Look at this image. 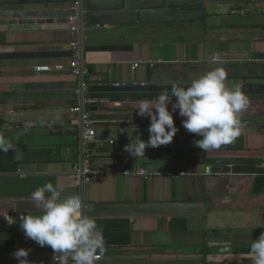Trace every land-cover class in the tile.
<instances>
[{"label": "crops", "instance_id": "obj_1", "mask_svg": "<svg viewBox=\"0 0 264 264\" xmlns=\"http://www.w3.org/2000/svg\"><path fill=\"white\" fill-rule=\"evenodd\" d=\"M21 1L0 0V19L38 25L0 30V137L12 145L0 151V264H20L13 255L19 249L29 251V264H53V250L26 239L20 228L21 215L40 214L31 194L49 182L64 188L62 197L81 196L85 214L103 230L97 264H253L254 240L210 238L264 232V176L233 175L228 166L206 163L264 158V0H204L198 22L87 25L82 41L69 27L74 0ZM48 18L65 21L51 28L38 23ZM75 59L88 75L72 72ZM216 67L250 100L233 144L210 152L195 147L202 137L184 129L177 109L171 144L147 148L137 160L124 151L136 137L150 138L151 117L138 114L139 101L155 102L165 91L171 98L174 82L187 88ZM84 99L99 101L98 144L89 147L82 116L73 111ZM175 103L172 97L169 112ZM84 156L107 175L78 185L73 168ZM138 168L150 176L124 173ZM188 203L199 205L195 215L129 210ZM98 204L104 207L96 210Z\"/></svg>", "mask_w": 264, "mask_h": 264}, {"label": "clouds", "instance_id": "obj_2", "mask_svg": "<svg viewBox=\"0 0 264 264\" xmlns=\"http://www.w3.org/2000/svg\"><path fill=\"white\" fill-rule=\"evenodd\" d=\"M216 63V61H213ZM228 74L224 67H216L190 82L187 88L174 82L171 98H177L172 112L168 105L171 98L162 92L155 102L139 101L138 114L151 117L147 143L136 137L125 146L124 151L132 157L142 158L147 148H159L173 142L178 129L173 113L178 109L186 118L183 127L191 134L202 137L193 141L203 152L219 150L229 146L241 135L244 127L241 113L250 104L248 96L239 83L228 85ZM155 110V111H154ZM11 143L0 137V151H8ZM64 188L49 182L31 194V201L40 214L21 215L20 228L26 239L40 247L53 250V264H96L105 252L103 230L97 222L83 213L80 196L62 197ZM20 264H29V251L19 249L14 254ZM253 264H264V232L250 246Z\"/></svg>", "mask_w": 264, "mask_h": 264}, {"label": "water", "instance_id": "obj_3", "mask_svg": "<svg viewBox=\"0 0 264 264\" xmlns=\"http://www.w3.org/2000/svg\"><path fill=\"white\" fill-rule=\"evenodd\" d=\"M204 19V0H79V22L71 23L70 29L78 28L80 40L87 25L104 26L135 23H178L198 22ZM58 21V22H57ZM64 19H41L39 24L51 28L54 23H63ZM36 20L0 19V30L34 29ZM70 22V18H69ZM57 27V25H56ZM82 45V43H81ZM83 67V61H81ZM84 79L82 78V81ZM84 82V81H83ZM82 105V104H81ZM207 166H228L233 175L264 176V158L216 159L207 161ZM133 206H136L133 208ZM198 204H137L129 206L140 216H179L195 215ZM98 204L96 210L103 208ZM203 210V205H200ZM86 215V214H85ZM258 237L215 236L210 240L221 242L253 241Z\"/></svg>", "mask_w": 264, "mask_h": 264}, {"label": "built area", "instance_id": "obj_4", "mask_svg": "<svg viewBox=\"0 0 264 264\" xmlns=\"http://www.w3.org/2000/svg\"><path fill=\"white\" fill-rule=\"evenodd\" d=\"M73 15L70 16V22L78 24L79 22V1H76L72 7ZM73 33L78 32V28L71 29ZM74 48H77V44H73ZM137 66V65H136ZM72 72L78 76H85L89 74V70L86 68H80L79 61L75 59L71 64ZM38 72H49V67H37ZM99 104L98 100L95 99H84L82 105L76 106L73 111L80 113L82 116L83 127H84V142L87 147L98 144L97 132H96V119L93 117V113L90 110ZM125 175H135L141 177H149L150 174L141 168L136 170H125ZM73 178L78 185H84L89 183L94 177L105 176L107 171L104 169H98L91 166L88 156H84L83 162L76 164L73 168ZM83 205V213L85 214L86 205L80 196ZM101 260V257L96 264ZM70 264H73L71 261Z\"/></svg>", "mask_w": 264, "mask_h": 264}, {"label": "trees", "instance_id": "obj_5", "mask_svg": "<svg viewBox=\"0 0 264 264\" xmlns=\"http://www.w3.org/2000/svg\"><path fill=\"white\" fill-rule=\"evenodd\" d=\"M36 1H34V0H24V1H21V5L22 4H25V3H35ZM76 2V0H74L73 1V4ZM238 68H239V65H238ZM91 111H92V113H93V117L96 119L97 118V115H96V106L95 107H92L91 109H90ZM196 165V163L195 162H192L191 163V165Z\"/></svg>", "mask_w": 264, "mask_h": 264}, {"label": "rangeland", "instance_id": "obj_6", "mask_svg": "<svg viewBox=\"0 0 264 264\" xmlns=\"http://www.w3.org/2000/svg\"><path fill=\"white\" fill-rule=\"evenodd\" d=\"M177 116H178V115H177ZM180 117H181V116H179V118H180ZM192 135H193V134H192ZM209 159H211V160H212V158H209ZM206 165H207V164H206ZM193 167H196V165H194V164H193Z\"/></svg>", "mask_w": 264, "mask_h": 264}]
</instances>
